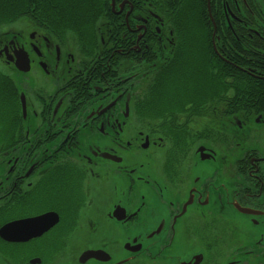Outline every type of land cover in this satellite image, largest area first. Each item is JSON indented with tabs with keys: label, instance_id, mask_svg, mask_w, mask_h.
<instances>
[{
	"label": "flooded vegetation",
	"instance_id": "flooded-vegetation-1",
	"mask_svg": "<svg viewBox=\"0 0 264 264\" xmlns=\"http://www.w3.org/2000/svg\"><path fill=\"white\" fill-rule=\"evenodd\" d=\"M0 76V264H264V0H0Z\"/></svg>",
	"mask_w": 264,
	"mask_h": 264
},
{
	"label": "trees",
	"instance_id": "trees-1",
	"mask_svg": "<svg viewBox=\"0 0 264 264\" xmlns=\"http://www.w3.org/2000/svg\"><path fill=\"white\" fill-rule=\"evenodd\" d=\"M183 69L187 75L193 78L194 76H198V75H201L203 77H208L207 82H209V79L213 76L210 73L206 72L205 70L198 72V68H196L195 66L187 65L183 67ZM223 80L224 79L222 78V75L219 74V77L217 78L218 81L217 84L219 89H227V86L229 85L228 83L224 82L225 80L224 81ZM203 85H205L206 87L208 84L204 83ZM251 87L254 88L253 85H251ZM239 90L241 89L236 87H234L233 89V91H239ZM203 91L205 92L206 89L203 88ZM17 93H18L17 86L11 82L9 83L6 79L0 76V140L4 139L5 135L12 132L11 130L13 129L14 125H16L18 122L19 114L17 110L19 105L17 102ZM143 104L145 107H149V100L147 97H145V101H143Z\"/></svg>",
	"mask_w": 264,
	"mask_h": 264
},
{
	"label": "rangeland",
	"instance_id": "rangeland-1",
	"mask_svg": "<svg viewBox=\"0 0 264 264\" xmlns=\"http://www.w3.org/2000/svg\"><path fill=\"white\" fill-rule=\"evenodd\" d=\"M191 58L192 56H190L189 60H191ZM167 82H168V85L165 87V91L167 94L163 92V95L160 96L162 98L180 96L181 94H184L188 91L195 89L197 86L196 80L193 77L187 75L183 67L179 68L174 74H172L170 78L167 80ZM203 88H205V85H203L201 89ZM18 92H19V89H18ZM17 97H18V93H17Z\"/></svg>",
	"mask_w": 264,
	"mask_h": 264
},
{
	"label": "water",
	"instance_id": "water-1",
	"mask_svg": "<svg viewBox=\"0 0 264 264\" xmlns=\"http://www.w3.org/2000/svg\"><path fill=\"white\" fill-rule=\"evenodd\" d=\"M20 100H21V105H22V109H23V116L25 117V102H24L23 96L20 97Z\"/></svg>",
	"mask_w": 264,
	"mask_h": 264
},
{
	"label": "bare ground",
	"instance_id": "bare-ground-1",
	"mask_svg": "<svg viewBox=\"0 0 264 264\" xmlns=\"http://www.w3.org/2000/svg\"><path fill=\"white\" fill-rule=\"evenodd\" d=\"M229 57V56H228ZM223 65V64H222Z\"/></svg>",
	"mask_w": 264,
	"mask_h": 264
}]
</instances>
